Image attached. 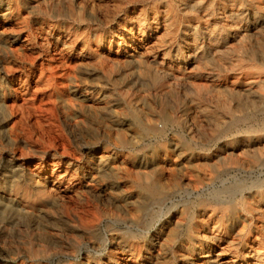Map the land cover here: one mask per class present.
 <instances>
[{
  "label": "rangeland",
  "instance_id": "374dc122",
  "mask_svg": "<svg viewBox=\"0 0 264 264\" xmlns=\"http://www.w3.org/2000/svg\"><path fill=\"white\" fill-rule=\"evenodd\" d=\"M262 1L0 0V264H264Z\"/></svg>",
  "mask_w": 264,
  "mask_h": 264
},
{
  "label": "bare ground",
  "instance_id": "6f19581e",
  "mask_svg": "<svg viewBox=\"0 0 264 264\" xmlns=\"http://www.w3.org/2000/svg\"><path fill=\"white\" fill-rule=\"evenodd\" d=\"M242 1V0H241ZM264 1V0H263ZM262 1V2H263ZM11 2V1H10ZM226 2V1H225ZM224 2V3H225ZM258 2V1H257ZM203 3V2H202ZM208 3V2H207ZM254 3H256L255 1H254ZM260 3V2H259ZM206 4V3H205ZM204 4V6L206 7V5ZM186 5V4H185ZM187 6V5H186ZM198 6V5H197ZM224 6V5H223ZM242 6H243V4H242ZM211 7H212V5H211ZM217 7V6H216ZM209 8V7H208ZM223 8H225V7H223ZM241 8V7H240ZM13 8H11V10H12ZM201 9V8H200ZM206 9V8H205ZM214 9V8H213ZM230 9V8H229ZM196 10H198V9H196ZM211 10V9H210ZM209 10V11H210ZM219 10V9H218ZM221 10H222V8H221ZM212 11V10H211ZM214 11V10H213ZM223 11V10H222ZM204 12V11H203ZM214 12H216V11H214ZM219 12V11H218ZM246 12V11H245ZM253 13V12H252ZM224 14V13H223ZM246 14V13H245ZM248 14V13H247ZM230 15H232V13H230ZM241 15H243V14H241ZM212 16V15H211ZM228 16V15H227ZM223 17V16H222ZM246 17V16H245ZM199 18V17H198ZM216 18H217V16H216ZM209 19V18H208ZM229 19V18H228ZM249 19V18H248ZM206 20V19H205ZM211 20V19H210ZM224 20V19H223ZM218 21H219V19H218ZM246 22V21H245ZM226 24H227V22H226ZM233 24V23H232ZM227 25H229L230 26V24H227ZM226 27V26H225ZM233 27V26H232ZM235 27V26H234ZM264 27V26H263ZM235 29V28H234ZM242 29V28H241ZM229 30V29H228ZM258 30V29H257ZM237 31V30H236ZM242 32V31H241ZM258 32V31H257ZM232 33V32H231ZM234 34V33H233ZM244 35V34H243ZM245 35H247L246 33H245ZM245 35H244V38H245ZM255 35V34H254ZM252 37V36H251ZM257 37V36H256ZM235 39V38H234ZM242 40H243V38H242ZM123 41V40H122ZM238 41V40H237ZM255 41V40H254ZM258 41V40H257ZM230 42V41H229ZM241 42V41H240ZM240 42H239V44H240ZM256 42V41H255ZM261 43V42H260ZM227 48V47H226ZM261 48V47H260ZM19 50V49H18ZM258 51V50H257ZM262 51V50H261ZM264 52V51H263ZM17 53V52H16ZM54 54V53H53ZM20 55V54H19ZM260 57V56H259ZM252 61H253V63H260V64H264V60L262 61V59H259L257 56H254L253 57V59H252ZM251 66H252V64H250ZM259 66V65H258ZM253 67V66H252ZM250 68V67H249ZM252 70V69H251ZM260 79V78H259ZM255 82H257V81H255ZM260 94H261V92H259ZM261 95H263V94H261ZM264 96V95H263ZM257 97V96H256ZM260 100V99H259ZM258 100V101H259ZM259 105H261V104H258V106ZM259 109V108H258ZM260 113H263L264 114V104L260 107V111H259ZM152 184V183H151ZM150 187H152V186H150ZM1 213V212H0ZM1 216H4V215H2L1 214ZM192 236V235H191ZM208 237V236H207ZM197 238V237H196ZM195 238V239H196ZM222 257V256H221Z\"/></svg>",
  "mask_w": 264,
  "mask_h": 264
}]
</instances>
